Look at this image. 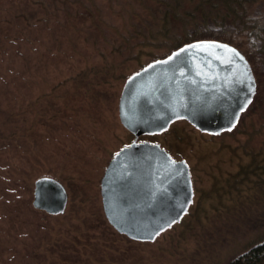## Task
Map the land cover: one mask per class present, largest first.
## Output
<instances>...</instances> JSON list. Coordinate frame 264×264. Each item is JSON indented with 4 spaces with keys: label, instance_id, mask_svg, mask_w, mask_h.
<instances>
[{
    "label": "rangeland",
    "instance_id": "1",
    "mask_svg": "<svg viewBox=\"0 0 264 264\" xmlns=\"http://www.w3.org/2000/svg\"><path fill=\"white\" fill-rule=\"evenodd\" d=\"M258 5L251 9L264 10ZM158 6L0 0V264H221L264 238V213L256 215L264 204L250 201L253 164L236 153L264 140V109L236 134L211 135L174 121L164 132L139 136L187 160L195 189L189 211L200 204L202 227L193 221L187 232L178 226L142 243L117 232L104 214L101 177L134 139L118 114L122 87L146 61L167 53L173 38L148 40L146 28L135 33ZM158 14L160 32L167 26ZM41 176L66 186L64 213L33 207Z\"/></svg>",
    "mask_w": 264,
    "mask_h": 264
},
{
    "label": "water",
    "instance_id": "2",
    "mask_svg": "<svg viewBox=\"0 0 264 264\" xmlns=\"http://www.w3.org/2000/svg\"><path fill=\"white\" fill-rule=\"evenodd\" d=\"M257 92L246 55L218 39L186 42L151 60L125 80L118 114L133 141L113 154L100 181L109 224L132 240L154 241L180 222L194 201L190 166L157 142L139 141L177 119L211 135L233 130ZM66 186L52 176L34 182L32 205L64 213Z\"/></svg>",
    "mask_w": 264,
    "mask_h": 264
},
{
    "label": "trees",
    "instance_id": "3",
    "mask_svg": "<svg viewBox=\"0 0 264 264\" xmlns=\"http://www.w3.org/2000/svg\"><path fill=\"white\" fill-rule=\"evenodd\" d=\"M258 3V7L264 6V0H158L159 6L156 12L151 11L150 19L142 17L138 27L135 25L133 27L134 29L136 28L135 33L138 35L140 32H137V29L140 31L139 28H141V30L146 28L144 34H141L148 38V40L153 38L152 35L154 37L164 35L163 39L167 41H169L170 35L173 36L171 42L168 44L167 53L149 59L142 66L151 60L165 57L172 50L186 42L197 39L222 40L238 47L246 55L256 77L257 92L251 104L242 113L237 126L233 130L223 133L236 134L239 131H243L258 110L264 109V10L251 9V5ZM158 13L163 17V24L167 26L163 27L160 32L154 25V21L156 20L157 22L159 18ZM132 17L134 18L133 15ZM132 33L133 32L128 36L129 51L133 48L131 44L135 43L132 42L134 38ZM133 50L134 48L132 51ZM223 133L218 135H222ZM245 144L246 145L244 146L243 144L236 153L238 152L239 156L243 157L250 156V164H253L252 168L247 173L249 176L254 174L255 176L253 177L256 178L255 190L250 195L254 196V199L251 198L250 201L254 204H264V140L255 145L249 144V142ZM247 170L248 168L246 171ZM217 192L220 194V191ZM233 199H235V202H239L237 198ZM241 202L240 199V204ZM200 209V204H193L192 209L182 220L175 223L166 231H174L173 229L175 227L180 226V228L186 227L187 232L189 231L187 227H190V223L193 221L202 227L204 223L202 217H199ZM261 213H264V208L257 211L256 215L260 216ZM195 218L197 220H194ZM236 223L237 222H235V224ZM178 239L181 238L178 237ZM140 242L152 243L150 241ZM99 260L100 259H98V262ZM120 264L126 263L123 262ZM221 264H264V238L254 242L236 255L221 260Z\"/></svg>",
    "mask_w": 264,
    "mask_h": 264
},
{
    "label": "flooded vegetation",
    "instance_id": "4",
    "mask_svg": "<svg viewBox=\"0 0 264 264\" xmlns=\"http://www.w3.org/2000/svg\"><path fill=\"white\" fill-rule=\"evenodd\" d=\"M174 121H177V123L178 122H180V121H187L186 119H183V118H181V119H177V120H174ZM173 121V122H174ZM166 131V130H165ZM162 132H164V131H162ZM162 146V145H161ZM166 149V148H165ZM167 150V149H166ZM170 154H171V156L174 158V159H177V160H180V159H184V158H180V157H174L173 155H172V152L171 151H169V150H167ZM186 160V159H185ZM187 161V160H186ZM188 163V162H187ZM190 166V165H189ZM193 185H194V181H193ZM194 199H195V197H194Z\"/></svg>",
    "mask_w": 264,
    "mask_h": 264
}]
</instances>
